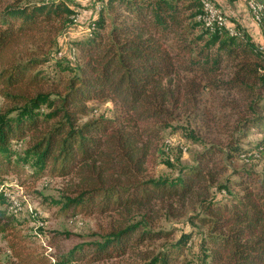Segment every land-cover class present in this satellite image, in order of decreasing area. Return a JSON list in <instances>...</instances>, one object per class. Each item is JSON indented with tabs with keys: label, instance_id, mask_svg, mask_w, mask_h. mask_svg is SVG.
Here are the masks:
<instances>
[{
	"label": "trees",
	"instance_id": "1",
	"mask_svg": "<svg viewBox=\"0 0 264 264\" xmlns=\"http://www.w3.org/2000/svg\"><path fill=\"white\" fill-rule=\"evenodd\" d=\"M92 1L79 32L54 57L59 71L71 72L62 79L36 71L35 60L19 63L14 46L44 32H64L78 9L64 0L0 9V94L11 104L0 109V239L8 250L0 264H94L132 252L158 238L145 227L156 205L172 215L195 208L205 233L192 264H264V174L242 169L219 181L225 165L215 147H206L192 166L172 175H142L149 145L176 113L196 111L205 89L238 92L247 112L239 124L264 135L260 42L243 28L229 33L206 25L203 0ZM89 101L109 102L116 113L83 120L92 110ZM26 170L29 178L67 177L53 202L114 212L116 227L65 253L46 252L9 211L14 198L6 176L14 174L21 186ZM134 211L141 212L138 220ZM191 234L182 231L142 264H175Z\"/></svg>",
	"mask_w": 264,
	"mask_h": 264
},
{
	"label": "rangeland",
	"instance_id": "2",
	"mask_svg": "<svg viewBox=\"0 0 264 264\" xmlns=\"http://www.w3.org/2000/svg\"><path fill=\"white\" fill-rule=\"evenodd\" d=\"M29 0H0V9L12 3L21 4ZM31 1V0H30ZM69 6L78 9L73 26L64 32L57 31L51 34L42 33L25 40H20L15 46V57L19 63L35 60L36 71L44 75L68 77L69 70L59 71L55 67L54 57L57 51L66 50L67 39L76 35L81 29L86 16L90 14L92 0H64ZM225 4V0H219ZM218 0L211 2L221 10L235 29L242 28L240 23L221 8ZM231 4L237 2L245 7L249 13L246 0H228ZM264 4V0H260ZM254 3L260 2L254 0ZM260 6V5H259ZM263 23L261 32L264 36V8H262ZM250 16V15H249ZM259 44L264 45V41ZM64 60V59H63ZM65 61V60H64ZM201 102L199 108L193 113L179 112L171 124L161 133V138L149 145L145 153L142 175L146 177L167 176L175 173L180 166L190 167L197 158V153L206 147H215V157L225 165L220 173L219 181L226 177H235L238 170L248 169L254 174H264V135L256 129H245L241 126L240 117H246L245 101L234 90L205 89L200 92ZM92 108L88 117H111L116 113V108L109 102L89 101ZM8 99L0 94V109L10 106ZM264 105V96L261 104ZM264 114V110L260 111ZM81 119V121H83ZM264 126V123L262 124ZM259 146V147H258ZM219 149V150H218ZM249 155V156H248ZM168 159L171 165L165 160ZM26 170L25 180L20 184L17 177L9 173L6 181L10 184L13 203L10 212L18 219L17 227L26 234L37 246L46 247V252L65 253L78 243L99 240L110 230L116 227L114 212L99 213L96 210L82 211L79 209H63L60 204L52 199L61 197L64 187L68 183L67 177L41 175L29 178ZM194 207L180 209L181 214L172 215L158 205L154 206L150 217L145 219V227L159 234L158 238L144 240L132 252L123 255L102 259L94 264H142L156 253L158 249L168 247L182 231L192 234L183 244L181 253L176 258L175 264H192L197 261L199 253V240L205 233V226L201 225ZM141 212H132V219L138 220ZM147 217V216H146ZM36 235V236H34ZM50 245V246H49ZM49 247V248H48ZM8 254L6 241L0 239V260L3 261ZM84 264V263H81Z\"/></svg>",
	"mask_w": 264,
	"mask_h": 264
},
{
	"label": "crops",
	"instance_id": "3",
	"mask_svg": "<svg viewBox=\"0 0 264 264\" xmlns=\"http://www.w3.org/2000/svg\"><path fill=\"white\" fill-rule=\"evenodd\" d=\"M225 2V4H222L219 1L217 4H220L224 12L230 14L233 17L232 19L236 20V23H240V26L244 29V31L248 32L260 43L264 41V36L262 35L261 29L251 20V17L249 16V13L245 7L235 1L233 4H231L228 0H225Z\"/></svg>",
	"mask_w": 264,
	"mask_h": 264
},
{
	"label": "bare ground",
	"instance_id": "4",
	"mask_svg": "<svg viewBox=\"0 0 264 264\" xmlns=\"http://www.w3.org/2000/svg\"><path fill=\"white\" fill-rule=\"evenodd\" d=\"M247 3L253 7L254 11H249V15L251 18H255V23L259 25L262 21L263 18V13H262V7L261 5L259 6L258 4L254 3V0H246ZM210 9V1L209 0H203V13L201 14L202 20L205 22L206 25L208 26H214L217 25L219 27H222L226 29L229 33H235L236 30L233 29V26H230L227 24V22H213L209 23L208 18L206 17V12ZM259 50H264V48L261 45H258Z\"/></svg>",
	"mask_w": 264,
	"mask_h": 264
},
{
	"label": "built area",
	"instance_id": "5",
	"mask_svg": "<svg viewBox=\"0 0 264 264\" xmlns=\"http://www.w3.org/2000/svg\"><path fill=\"white\" fill-rule=\"evenodd\" d=\"M210 1V0H209ZM248 6V11H254L253 7L250 6L249 4H247ZM206 17L209 20V23L211 25V23L213 22H227V24H229L230 26H233V29H235L234 25L228 21V19L226 18V16L224 15V13L219 10L211 1H210V9L206 12ZM76 20V18H75ZM251 20L255 23V18H251ZM264 48L263 44H259ZM60 54V53H58Z\"/></svg>",
	"mask_w": 264,
	"mask_h": 264
}]
</instances>
